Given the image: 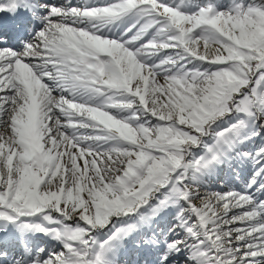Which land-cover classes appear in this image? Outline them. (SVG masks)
<instances>
[{
    "label": "snow or ice",
    "instance_id": "1",
    "mask_svg": "<svg viewBox=\"0 0 264 264\" xmlns=\"http://www.w3.org/2000/svg\"><path fill=\"white\" fill-rule=\"evenodd\" d=\"M0 24V264H264V0Z\"/></svg>",
    "mask_w": 264,
    "mask_h": 264
},
{
    "label": "bare ground",
    "instance_id": "2",
    "mask_svg": "<svg viewBox=\"0 0 264 264\" xmlns=\"http://www.w3.org/2000/svg\"><path fill=\"white\" fill-rule=\"evenodd\" d=\"M7 40H8L9 44H11L13 42V38L12 37H8Z\"/></svg>",
    "mask_w": 264,
    "mask_h": 264
}]
</instances>
